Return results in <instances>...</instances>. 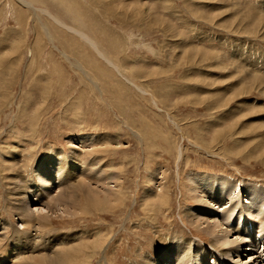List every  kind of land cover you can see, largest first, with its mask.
<instances>
[{"label": "rangeland", "instance_id": "374dc122", "mask_svg": "<svg viewBox=\"0 0 264 264\" xmlns=\"http://www.w3.org/2000/svg\"><path fill=\"white\" fill-rule=\"evenodd\" d=\"M24 1L0 0V251L17 254L9 264L64 252L72 236L83 245L78 264H196V252L204 264H264V231L253 249L241 241V223L264 227L261 216L220 209L222 225L206 233L185 214L196 174L239 182L243 207L264 208L244 190L264 194V0ZM46 170L53 180L37 183ZM85 176L90 193L42 209L66 177ZM23 190L36 221L17 212ZM9 224L35 243L16 251ZM219 233L231 241L225 251L237 236L243 246L221 256L210 245ZM158 234L180 238L170 254Z\"/></svg>", "mask_w": 264, "mask_h": 264}, {"label": "bare ground", "instance_id": "6f19581e", "mask_svg": "<svg viewBox=\"0 0 264 264\" xmlns=\"http://www.w3.org/2000/svg\"><path fill=\"white\" fill-rule=\"evenodd\" d=\"M20 1L23 4H25L26 6H30V4L28 2H26L24 0H20ZM52 18L55 19L54 17H52ZM55 21H58V20L55 19ZM58 22L60 24L64 25L60 21H58ZM64 26H66V25H64ZM66 27H67V29L77 31L80 35H82L85 39H87L89 44H92V45L94 44L91 41V39L84 32L76 30L74 27H71V26L70 27L66 26ZM95 49H97V51L99 52V50L96 47V45H95ZM115 70H116V68H115ZM95 160H96V158H95ZM61 172H62V170H61ZM39 175L36 177V182L37 181L38 182L41 181V182H44V183H49L50 181L53 180V178L51 180V176H48V171L47 170L42 172V174H39ZM54 175L59 177V171L58 170L54 171ZM103 177L104 176H101V174H100V175L96 176L94 181L100 182L101 180H99V179H103ZM107 177H109V176H107ZM107 177H106V179L104 178V181H106L108 179ZM112 177L113 176H111L109 178H112ZM188 179L190 181V183L188 184V190L190 192V195L187 197V199L192 201V202L189 203L190 205L185 209V214H186V217H187L186 219H187V222L189 223V225L199 227V223L201 224L202 222H206V225L202 227L203 231L206 232V233L215 232L216 231L215 225H220V226L222 225L221 222H219V224L215 223V221H216L215 219H217V218L214 217L215 215H217V213L219 212L220 209H223L224 212H222V213H224L225 218H226V216L227 217L230 216L232 218V215H234V213L238 212V213H243V214L240 215V219H241V217L250 216L251 218L253 217L252 218V222H253L254 218L259 215V216H261L262 221H264V208H261L260 204L256 205V202H257L259 197H263L264 198V194L261 192L262 190L260 191L259 189L256 188V189H253L252 191L248 192V188L251 187V186H248L246 189H244L246 191V193L249 195V197H246V198L247 199L249 198L252 201V204H249V205H252V206L256 205V207H254V208H251V207L246 208L248 206L245 205L243 207L242 202L244 200H241V198L238 197V193H236L237 195L235 194L236 196H234V194H233L234 193L233 189H236L234 187L237 186L238 188L236 190L239 189V187H240V186H238L239 182H238V185H236V181H234V184L232 186V185H228L229 184V180L228 181L227 180L226 181H221V180L217 179V177L212 178L211 176H203V175L200 176L198 174H196V175H194L192 177L188 176ZM33 182H35V181H33ZM66 183H68L70 185H64L62 187V190H58L59 192L55 193L56 195L55 194L51 195L50 194L51 191H49L47 193L48 198L44 202V204L45 203H47V204L45 206H41L42 209H46V211L49 212L50 210H52L51 208L55 207V205L63 204V203L65 205H70L73 202L74 203L76 202V199H77L78 196L80 198V195H81L82 192H86V193H90L91 192L90 182H89V179L86 176H85V179H77V178L76 179L75 178L74 179H70L69 177H66ZM194 184H197V186H194ZM68 188L70 190H68ZM78 189H80L82 192L80 193V191H79V193H78ZM63 190H65V191H63ZM237 192H239V190ZM21 194H22V196H23L25 201L19 207L16 205V207H18V211L17 212H19L20 216H25V217L26 216H30V217L32 216V219H34L36 221L38 214L35 215L30 210L29 205H28L29 202L27 201L28 196L26 195L27 194L26 191L23 190V192ZM88 199H89V196L86 195L85 196V200L88 201ZM239 202L241 203V207L239 205ZM247 203H248V201H247ZM262 203H264V202H262ZM193 204H195V205L193 207H191V205H193ZM200 207H205L206 210H207V213H206L207 215H206V218H205L206 221L205 220L203 221L202 219H201V221H199V219H198V216L201 214L200 213ZM64 208H65V206H64ZM38 209L39 208H37L36 210L38 211ZM52 211H54V210H52ZM39 215L41 216V218L43 217L45 219H47L46 216H48V215H43V214H39ZM233 218H234V216H233ZM234 219H236V218H234ZM236 220H237V222L234 225V229L236 231H240L239 230V223L240 222H238V219H236ZM35 221L33 223H35ZM42 222H43L44 226H46V227L49 225V224H47V222L45 223V221H42ZM258 223H259V221H258ZM6 224H8V223H6ZM253 224H254V230H252L251 227H250L252 225L250 221L246 220L245 222H243V224L241 223V226L243 225L242 228L244 227L246 229V231L244 230V235H246L247 239L250 237L249 239L251 240L249 242V240H247L246 238L243 239V237H241V241L243 240L242 242H245V245H248L250 247L254 246L253 234L254 235H259L260 233H262L264 231V227L263 226L257 225L255 222H253ZM261 225H262V223H261ZM21 226H19V228H17V226H15V228H13L12 225L9 224V227L12 228L11 231H13L15 233V240H16L15 241V243H16L15 250L16 251H18L17 246H19V245L30 246L31 244H34L35 240H36V237H37V236H35V234L31 235V233L28 234L27 232H24L22 230ZM34 226H35V224H34ZM248 228H250V229H248ZM225 234H227V233H225ZM0 235H2V234H0ZM3 235H4V233H3ZM70 236L71 235H66V237H64V240H66V238H68ZM171 236H173V237H165V236H161V234H158V237H157V239L162 242L163 248H164V251H165L166 255L170 254L173 251V248H174L173 245H175L174 244V239H180L178 236H175V235H171ZM235 238H237V239H233V241L238 240V238H239L238 244L227 248V249H229V251H225V248L223 246L227 245V243H231V241L228 240V238H224L222 235L220 236V233H219V235H217L216 238H214L215 240L214 241L212 240V243L210 244L211 245V249L216 251V252H218L221 256H223L225 253L231 254V253L234 252V248L235 247L240 249L243 246L242 242L240 241V236H237ZM60 239H61V241H64L63 240V236H61ZM183 239H184V237L181 235V240L183 242H187V243H185V245H187L191 240L194 241V239H191V238H190L189 241H188V239H185V240H183ZM2 240H4V239H2ZM195 241H199V240L196 239ZM233 241H232V243H234ZM155 243H157V240L155 241ZM43 245L45 246V243ZM64 245H68V247H67L68 249L66 251H64V252H61V253H58V254L53 252L54 253L53 255H51V254L48 255L47 254V256H42V255H40L42 253L37 252V254H35L34 257H32L33 255L31 256L30 260L32 261V263H35V264H78L81 252L83 250L82 241L78 240L77 237L75 238L74 236H72L71 239H69V242L67 244H64ZM6 248H7V246H6ZM252 249H253V247H252ZM261 250H262V248H261ZM34 252H35V250H34ZM30 253H31V251H30ZM196 253H197L196 255H194V253L191 255V257L194 259L193 262H195L196 264H204V262H203L204 259L201 258L200 253H198V252H196ZM253 253L254 252L249 251L250 255L249 254L248 255L250 257L251 256L253 257V256H255V254H253ZM16 255L17 254L8 255V250H5L4 248H2V250L0 251V264H9V261H11V259H9V261H8V258H14ZM27 255H29V254H27ZM169 256L174 257L173 254H171ZM19 257L17 259H19ZM260 257H261V259H263L262 256H260ZM226 258L231 259V256L230 255H226ZM205 259H206V261H208V258H205ZM18 261L19 260H17V262ZM257 262H255L253 260L252 263H257ZM20 264H26V263H25V261H23ZM217 264H219V263H217Z\"/></svg>", "mask_w": 264, "mask_h": 264}]
</instances>
